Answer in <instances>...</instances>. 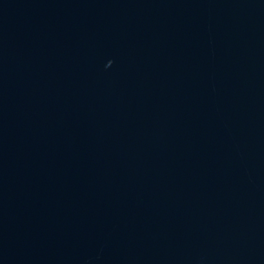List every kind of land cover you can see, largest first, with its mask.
Wrapping results in <instances>:
<instances>
[{
    "label": "water",
    "instance_id": "water-1",
    "mask_svg": "<svg viewBox=\"0 0 264 264\" xmlns=\"http://www.w3.org/2000/svg\"><path fill=\"white\" fill-rule=\"evenodd\" d=\"M0 264H264V0H0Z\"/></svg>",
    "mask_w": 264,
    "mask_h": 264
}]
</instances>
